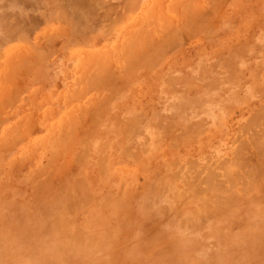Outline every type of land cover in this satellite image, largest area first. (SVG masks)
I'll return each mask as SVG.
<instances>
[{"label":"rangeland","instance_id":"374dc122","mask_svg":"<svg viewBox=\"0 0 264 264\" xmlns=\"http://www.w3.org/2000/svg\"><path fill=\"white\" fill-rule=\"evenodd\" d=\"M0 264H264V0H0Z\"/></svg>","mask_w":264,"mask_h":264},{"label":"bare ground","instance_id":"6f19581e","mask_svg":"<svg viewBox=\"0 0 264 264\" xmlns=\"http://www.w3.org/2000/svg\"><path fill=\"white\" fill-rule=\"evenodd\" d=\"M101 1V0H100ZM56 2V1H55ZM55 2H52L53 4L55 3ZM107 2V1H106ZM97 3V2H96ZM125 3V2H124ZM52 4L50 3V6H51ZM109 5V4H108ZM53 6V5H52ZM63 6V5H62ZM56 7V6H55ZM57 7H60V5L59 6H57ZM112 7H114V6H112ZM59 9V8H58ZM105 9V8H104ZM110 9V8H109ZM111 10V9H110ZM60 11H61V7H60ZM59 11V12H60ZM63 12H65V11H63ZM104 14H105V12H103ZM61 14V16H62V12L60 13ZM65 14H66V12H65ZM128 14H129V12H128ZM124 17V16H123ZM174 25H175V23H174ZM175 27V26H174ZM16 28H17V26H16ZM169 32V31H168ZM24 34V33H23ZM20 37V36H19ZM130 42V41H129ZM140 59V58H139ZM133 65V64H132ZM259 128H260V126H259ZM258 130V129H257ZM259 131V130H258ZM262 132V131H261ZM261 138V137H260ZM244 142V141H243ZM253 143V142H252ZM258 143V142H257ZM247 144V143H246ZM249 144V143H248ZM256 145V144H255ZM260 148V147H259ZM258 148V149H259ZM261 149H262V147H261ZM242 150V149H241ZM262 152V151H261ZM260 153V152H259ZM261 157V156H260ZM239 159V158H238ZM245 159V158H244ZM224 160H226V159H224ZM239 161V160H238ZM226 161H224V164H226L225 163ZM222 164H223V162H222ZM242 164H244V163H242ZM243 166V165H242ZM225 173V172H224ZM207 178V177H206ZM211 178V177H210ZM210 180V179H209ZM195 193V192H194Z\"/></svg>","mask_w":264,"mask_h":264}]
</instances>
